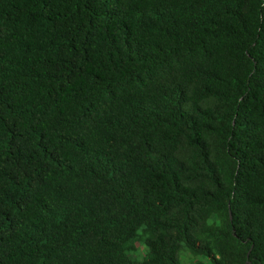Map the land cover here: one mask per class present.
Segmentation results:
<instances>
[{"label": "trees", "instance_id": "1", "mask_svg": "<svg viewBox=\"0 0 264 264\" xmlns=\"http://www.w3.org/2000/svg\"><path fill=\"white\" fill-rule=\"evenodd\" d=\"M264 264V0H0V264Z\"/></svg>", "mask_w": 264, "mask_h": 264}, {"label": "rangeland", "instance_id": "2", "mask_svg": "<svg viewBox=\"0 0 264 264\" xmlns=\"http://www.w3.org/2000/svg\"><path fill=\"white\" fill-rule=\"evenodd\" d=\"M185 252H183L182 254H181V257H180V264H185L187 261H189L187 258H185L186 256H185Z\"/></svg>", "mask_w": 264, "mask_h": 264}]
</instances>
